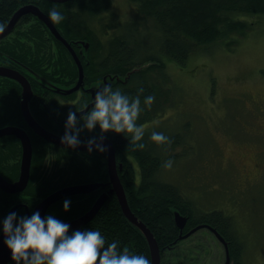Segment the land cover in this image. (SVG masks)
Returning <instances> with one entry per match:
<instances>
[{
  "label": "trees",
  "instance_id": "16d2710c",
  "mask_svg": "<svg viewBox=\"0 0 264 264\" xmlns=\"http://www.w3.org/2000/svg\"><path fill=\"white\" fill-rule=\"evenodd\" d=\"M129 1L135 5V14L126 21L122 19L102 26L103 33L110 28L113 30L102 39L94 33L91 22L93 19L103 20L102 14L106 12L117 16L111 8L112 0H0V23L6 26L17 10L32 4L47 17L54 6L65 17L59 24L50 22L58 34L54 35L44 20L28 12L21 15V24L16 21L11 30L0 37V66H14L21 70L32 81L33 91L42 97V102L37 99L31 107L34 120L46 126L55 119H64L61 121L64 125L69 108L80 110L91 104L97 89L89 86L103 81L129 96H135L137 89L143 87L142 107L144 97H155L151 109H145L137 120V124L145 128L166 110L168 65L184 66L195 51H206V54L213 44H223L226 48L238 44L239 38L251 29L254 22L240 15H264V0ZM151 33L156 35L154 44L150 43ZM73 55L77 57L83 75V81L76 89L79 68ZM261 71L264 77V70ZM20 90L14 79L0 76V129L17 126L28 130L32 147L29 181L25 189L18 193H6L0 189V234L2 220L12 208L18 216L30 217L33 208L51 193L66 187L93 185L91 190L53 202L44 216L51 214L64 223L72 222L89 211L101 195H106L95 214L74 230H99L108 243L119 241L121 249L127 247L150 260L144 233L127 219L118 197L110 192L106 151L100 153L93 149L89 153L59 147L35 135L21 114ZM99 131L98 125L92 132L84 130L79 139L86 141ZM153 131L155 129L145 131L141 142L146 148L135 151L127 148L128 139L123 134L108 132L105 136L115 150L117 174L128 206L153 233L161 257L195 227L207 224L224 238L229 261L248 264L243 257L244 236L242 241L231 216L217 208L200 210L179 184L169 183L161 173L158 174L165 160L177 157L170 154V150L184 142L182 134L160 131L170 137L172 143L157 146L150 140ZM61 133H64V126ZM21 155V141L17 136H0V175L4 180L17 181ZM65 199L71 201L68 211L62 207ZM175 211L186 218L182 227L175 221ZM74 230H69V234ZM4 264L14 262L10 258Z\"/></svg>",
  "mask_w": 264,
  "mask_h": 264
},
{
  "label": "rangeland",
  "instance_id": "374dc122",
  "mask_svg": "<svg viewBox=\"0 0 264 264\" xmlns=\"http://www.w3.org/2000/svg\"><path fill=\"white\" fill-rule=\"evenodd\" d=\"M112 1L117 16L106 12L91 22L102 39L113 31L103 33L102 26L135 14L131 1ZM240 17L254 22L238 44H213L206 54L195 51L184 66L168 65L166 110L144 129L182 134L184 142L170 150L177 156L172 168L158 174L179 184L200 210L230 215L244 236L246 262L263 264L264 15ZM150 35L154 44L156 35ZM215 233L208 226L195 229L160 255V264H225L224 242Z\"/></svg>",
  "mask_w": 264,
  "mask_h": 264
},
{
  "label": "clouds",
  "instance_id": "9594fccd",
  "mask_svg": "<svg viewBox=\"0 0 264 264\" xmlns=\"http://www.w3.org/2000/svg\"><path fill=\"white\" fill-rule=\"evenodd\" d=\"M51 23L59 24L65 17L54 6L48 11ZM6 25L0 23V32ZM144 88L137 89L135 96H129L110 84L100 85L92 99L91 107L82 106L80 110L69 108L64 123L61 144L73 149L84 143L86 150L93 149L103 153L105 133L123 134L128 139L127 148L132 151L143 150L145 129L137 124L140 114L151 109L155 102L153 95H147L141 102ZM79 113V115H78ZM97 125L99 134L81 141L82 131L92 132ZM150 140L157 146L170 145L172 140L161 132L153 131ZM173 160L167 159L162 167L170 170ZM71 201H63V210L68 211ZM70 225L49 214L41 217L39 211L29 216L8 214L2 220L3 243L11 253L14 264H151L143 254H136L129 248H120L119 241L108 243L99 230H74L69 234Z\"/></svg>",
  "mask_w": 264,
  "mask_h": 264
},
{
  "label": "water",
  "instance_id": "95a60500",
  "mask_svg": "<svg viewBox=\"0 0 264 264\" xmlns=\"http://www.w3.org/2000/svg\"><path fill=\"white\" fill-rule=\"evenodd\" d=\"M50 1H52V2L53 1L64 2L66 0H50ZM28 12L33 13V14L37 15L41 20H44L45 23L50 26L53 34L58 35L56 32V29L53 27V25H51L48 17L46 15L42 14V12L39 10V8L37 6L32 4V5L22 6L19 10H17L13 14L11 21L5 27V30L3 32H0V37L5 35L6 33H8L11 30L14 23L21 17V14L28 13ZM73 57H75V55H73ZM75 59H76V62H77L78 68H79V76H78L79 80L77 81L74 89L78 88L79 85L83 81V79H82V76H83L82 75V68L80 67V63L77 60V57H75ZM0 75L1 76L2 75L8 76L12 79L14 78L20 82V84L22 86V92H23L22 93V99L20 101L21 111H22V114L24 116L25 121L31 127V129H33V131L36 134L42 136L48 142L50 141L55 145L62 146V147L68 148V149H73V148L68 147L64 144H61V142H60L61 136L54 135L53 133H51L49 131L47 132L46 130H44L40 124L36 123L32 114H30V111L28 108V100L31 98L32 92H31V87H30L29 81L26 79V77H24L18 71H15V70L12 71V70H10L6 67H3V66L0 67ZM69 91H70V89H69ZM87 107H91V104H89ZM78 115H79V113H78ZM5 134L17 136L20 139L21 147H22V155H21L22 159H21V164H20V168H19L20 173H19V176L17 178V181L10 182L8 180H4L2 178V176L0 175V189L2 191H5L6 193L7 192L18 193V192L22 191L23 189H25V187L27 186L28 181H29V179H28L29 178V171H30L29 167H30V162H31V158H32L31 157V153H32L31 142H30V138L27 135V133L25 132V130L22 128H19L17 126H15V127L14 126H6L4 128H1L0 129V136H3ZM103 144L107 147V151H106V154H107V170H108V176L110 177L109 182L111 184L110 192L114 193L116 195V198L118 197L120 208H122V211H123L124 215L127 217V219H130L138 229H141V231L145 235L146 240H148L149 251L151 253V256H150L151 264H160L161 263L160 255L161 254H160V250H159L157 240H155L154 235L150 231V229L147 228V226L142 222V220L135 217V215L131 211V208H129V206H128V202H127V198L125 197V192H124L123 186L121 185L120 178L117 174V165L115 162V150H114L113 144L110 143L108 138H106L103 141ZM74 150L82 151V150H86V147H85L84 143H81V145H79ZM93 187H94L93 185L92 186L83 185V186H72V187L62 188V190L55 191V192L51 193V195L40 200V203L37 204L33 208L32 212L34 213L36 211H39L41 217H44L45 210L53 202L62 199V197H64V196L72 195L73 193H83L84 191L91 190ZM105 197H106V195H101L95 201V203L89 209V211L84 213L83 216H80V217L74 219V221H72V222H65V223L70 225L69 230H74V228H77L81 225H84L95 214V212L97 211V208L105 201V199H106ZM12 212H14V208H12L8 213L10 214ZM174 217H175V221H176L177 225L179 227H182L185 220H186L185 216H181L178 212L175 211ZM205 226H208L214 232H216L211 226H209L207 224L198 225L197 227H195V229L200 228V227H205ZM195 229H193L191 232H189V234L192 233L193 231H195ZM189 234H187V235H189ZM215 234L217 237H219L224 242V243L223 242L222 243L224 244V248L227 251L228 250L227 244H226L224 238L221 237L218 233H215ZM187 235H184V237ZM4 239H5V237L3 236V233H1L0 234V264L6 263L8 260H10V257H11L10 250L3 243ZM225 264H229V258H228L227 253H226Z\"/></svg>",
  "mask_w": 264,
  "mask_h": 264
},
{
  "label": "flooded vegetation",
  "instance_id": "af4514ba",
  "mask_svg": "<svg viewBox=\"0 0 264 264\" xmlns=\"http://www.w3.org/2000/svg\"><path fill=\"white\" fill-rule=\"evenodd\" d=\"M25 14V13H24ZM21 15H23V14H21ZM19 19H21V18H19ZM17 20L19 23L18 24H21V22H20V20ZM3 67H6V68H8V69H10V70H15V71H18L20 74H22L24 77H26V79L29 81V84H30V87H31V92H32V96H31V98L28 100V108H29V111L31 112V107H32V105L35 103L36 104V101H37V99H39V101H41V98L39 97V93H35L34 91H33V89H32V85H31V82L32 81H30L29 80V78H28V76L25 74V73H23L21 70H19V69H17V68H15L14 66L13 67H11V66H8V65H2ZM2 66H0V67H2ZM1 76V75H0ZM12 79V78H11ZM14 79V78H13ZM16 82H18L19 83V85H20V87H21V90H20V92H21V94H20V98L18 99V103H19V107H20V111H21V103H20V101H21V99H22V86H21V84H20V82L19 81H17L16 79H14ZM42 102V101H41ZM46 109L49 111V109H48V107H46ZM21 114H22V111H21ZM31 114V113H30ZM23 115V114H22ZM23 118H24V116H23ZM55 119V118H54ZM62 120H64V119H62ZM61 119L58 121V120H54V123H49L48 125H43L42 123H40V121L39 120H36L35 119V121H37L36 123H38V124H40L41 125V127H43V129L44 130H46L47 132L49 131V132H51V133H53L54 135H57V136H62L63 134L61 133V130H62V127L64 126L63 125V123L61 122L62 121ZM24 121H25V119H24ZM25 123L27 124V122L25 121ZM65 123V122H64ZM28 125V124H27ZM63 125V126H62ZM28 128H29V130L30 131H32L35 135H38V134H36L34 131H33V129H31V127L28 125L27 126ZM25 130V132L28 134V130H26V129H24ZM40 136V135H39ZM42 137V136H41ZM43 138V137H42ZM44 139V138H43ZM52 143V142H51ZM60 147V146H59ZM62 147V146H61Z\"/></svg>",
  "mask_w": 264,
  "mask_h": 264
}]
</instances>
